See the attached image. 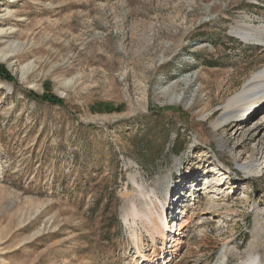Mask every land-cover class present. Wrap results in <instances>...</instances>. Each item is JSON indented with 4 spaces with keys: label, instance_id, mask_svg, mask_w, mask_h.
Masks as SVG:
<instances>
[{
    "label": "rangeland",
    "instance_id": "374dc122",
    "mask_svg": "<svg viewBox=\"0 0 264 264\" xmlns=\"http://www.w3.org/2000/svg\"><path fill=\"white\" fill-rule=\"evenodd\" d=\"M236 20L264 24V0H0V51L20 46L0 61V264H138L134 234L147 264H264V107L217 130L231 149L212 136L264 67ZM162 180L164 241L125 221Z\"/></svg>",
    "mask_w": 264,
    "mask_h": 264
},
{
    "label": "bare ground",
    "instance_id": "6f19581e",
    "mask_svg": "<svg viewBox=\"0 0 264 264\" xmlns=\"http://www.w3.org/2000/svg\"><path fill=\"white\" fill-rule=\"evenodd\" d=\"M229 32L234 34L235 37H237L238 39L242 41H245V42L254 41L259 44L264 45V24L255 25L251 20L249 21L236 20L231 25ZM19 47L20 46L12 47L10 45L7 48H3L0 51L1 52L0 61L5 62L7 63V65H9V60H8L9 57L14 52L19 51L20 50ZM161 83H164V81H162ZM190 83H191V78H184L178 82L172 83L171 85L168 86V88L161 90L160 93L162 95H167L168 89L173 90L174 88H178L181 85L189 86ZM257 106L259 107L262 106L260 108L264 107V67L257 70L246 81V83H244V85L236 93H234V95L229 97V99L222 105L221 110L219 112L218 119L211 123L212 129H213L212 136H213L214 141L223 148L231 149V147H233L234 145L230 146L227 143V140L222 138V136L217 132V130L220 127H223L226 124H228L230 121H239L237 126H235V133H233V135L234 137L235 136L240 137V135L242 134L240 130L242 129L243 120L255 114L256 112L255 109ZM255 124L257 125L258 122ZM255 135H256V131L253 133H250V137H254ZM239 143L240 142H236V144H239ZM240 168L246 174H249V173L257 174L258 172L261 171V169L258 166V163H256L254 159H250L248 161L243 162V164L240 165ZM187 178H188L187 175L184 176L183 177L184 181ZM212 179H213V183L210 182L211 180H208L209 182L208 181L205 182L204 189H207L206 191L207 193L212 192L214 188L216 187V185L220 183H225V180H223V177L212 178ZM182 184L183 182L181 180L179 183L175 185L180 186ZM169 186H170L169 183H167L165 180L158 181L156 187L153 188L150 193H147L149 197L150 196L152 197L153 195L154 199L156 198V201L152 200L150 202L151 205L150 207L147 208L148 209L147 214H143V213L136 211L134 206H131L129 210L126 212V218H125L126 222H128L129 219L131 218L132 224H136V220H139L140 222L145 223L149 226L150 228L149 232H150V236L152 240L155 239L156 235L161 237L163 241L168 237L166 236V233H165V231L169 229V225H167L168 221H167V212L165 211V207L169 206L170 202L171 203L175 202L173 198L171 199L173 195H171L170 192H168L169 194L166 193V190ZM191 188L192 186L190 184L186 191H188ZM159 193H161V198L158 197ZM205 197H209V196H205ZM177 200L181 201V197H177L176 201ZM157 205H160L159 210L157 209ZM152 210H154V213L152 212ZM181 229H182L181 224L179 223L178 226H176L174 231H176V234L178 235L179 230ZM133 237L135 241V246L138 249L137 250V253L139 255L138 264H143V263L147 264L150 261L149 260L150 258L143 252V250H140L139 248L142 245L141 238L137 234H134ZM169 238L170 240L172 239L171 245L174 246L177 242V238H175L173 234L169 235ZM255 259H256V255L253 252L249 251L247 252L246 259L239 262L238 264H251L255 261Z\"/></svg>",
    "mask_w": 264,
    "mask_h": 264
}]
</instances>
